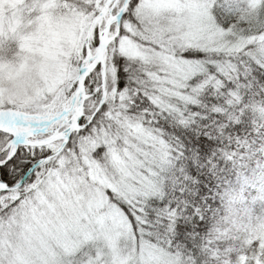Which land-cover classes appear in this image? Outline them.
<instances>
[{"label":"snow or ice","instance_id":"snow-or-ice-1","mask_svg":"<svg viewBox=\"0 0 264 264\" xmlns=\"http://www.w3.org/2000/svg\"><path fill=\"white\" fill-rule=\"evenodd\" d=\"M0 264H264V0H0Z\"/></svg>","mask_w":264,"mask_h":264}]
</instances>
